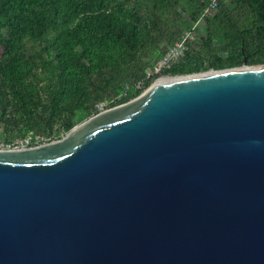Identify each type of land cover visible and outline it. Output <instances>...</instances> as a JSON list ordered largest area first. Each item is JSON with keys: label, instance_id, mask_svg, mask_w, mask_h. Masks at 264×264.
I'll return each instance as SVG.
<instances>
[{"label": "water", "instance_id": "95a60500", "mask_svg": "<svg viewBox=\"0 0 264 264\" xmlns=\"http://www.w3.org/2000/svg\"><path fill=\"white\" fill-rule=\"evenodd\" d=\"M214 71L0 150V264H264V64Z\"/></svg>", "mask_w": 264, "mask_h": 264}, {"label": "trees", "instance_id": "16d2710c", "mask_svg": "<svg viewBox=\"0 0 264 264\" xmlns=\"http://www.w3.org/2000/svg\"><path fill=\"white\" fill-rule=\"evenodd\" d=\"M141 1L148 16L119 0H0L5 129L20 139L43 137L57 124L73 127L79 111L97 114L104 102L113 107L140 95L151 84L146 70L160 43L171 46L184 34L182 12L198 21L208 0ZM230 1L205 18L208 67L264 64V0H232L233 8ZM215 39L219 44L211 45ZM27 40L45 43L42 60L25 56Z\"/></svg>", "mask_w": 264, "mask_h": 264}, {"label": "rangeland", "instance_id": "374dc122", "mask_svg": "<svg viewBox=\"0 0 264 264\" xmlns=\"http://www.w3.org/2000/svg\"><path fill=\"white\" fill-rule=\"evenodd\" d=\"M122 3H127L129 2V4L127 6H130V8H134L136 13L142 16H148L149 15V6L146 5L145 3H143L141 0H119ZM229 5L231 8L234 7V3L231 0L229 2ZM181 21L183 23V28H184V34L191 32L192 38L189 40V43L187 45V50H185L184 54L181 55V57L179 59H176L173 64L172 67L165 70L164 72H161L160 74H156L155 76H152V78H150L151 80V84L146 87L145 89L142 90L141 94L145 93L147 90H149L153 84L160 78L162 77H173V76H187V75H195V74H204V73H208L213 71L214 69L209 68V62L207 59V52L209 50V44H208V32H207V24L206 21H202L201 24L199 26H195L196 22H193L192 20H190L188 13L187 12H182V18ZM219 42L215 39L211 45H218ZM198 46L201 45V49L204 50L202 53H200L198 55V53L192 48H194V46ZM45 46V43L43 41L41 42H35V41H26L25 44V48H24V54L26 57L28 58H32L35 59L37 61L42 60L43 58V48ZM172 45H167V43L165 41H162L160 43L159 49L157 50L155 56L153 57V61L152 64L147 68L146 70V74L148 70L153 69V67L161 60V58L171 49ZM2 54V51L0 49V56ZM223 56H226V54H224ZM258 65V64H257ZM249 66H255V65H249ZM180 68L185 70V72L183 74H178V75H174L172 73H168V70H171L173 68ZM241 67H237V68H242ZM190 69H192L193 72H188L190 71ZM140 95H138L137 97L125 102L128 103L136 98H138ZM125 103L116 105V106H109L107 105L108 102H104V107L106 110L112 109L114 107L123 105ZM98 114V113H97ZM96 114L94 112L92 113H87L85 111H79L76 115V117L74 118V125L71 128H66V127H62L59 124H57L56 128L54 131H50L49 133H47L45 136L42 137V143L46 144V143H50V142H54V141H58L63 139L64 137L67 136V134L76 126L81 125L82 123H84L85 121L89 120L90 118L94 117ZM29 138V137H28ZM26 139V138H24ZM23 140L22 138H16L12 135V133L9 130L5 129V124L3 123V119L0 117V147L1 148H13L15 146H17V142Z\"/></svg>", "mask_w": 264, "mask_h": 264}, {"label": "built area", "instance_id": "2783aa9c", "mask_svg": "<svg viewBox=\"0 0 264 264\" xmlns=\"http://www.w3.org/2000/svg\"><path fill=\"white\" fill-rule=\"evenodd\" d=\"M222 1L224 0H208L207 5L202 15L196 22L195 26L196 27L199 26L201 22L204 21L207 16L215 15V13L220 8ZM191 38H192L191 32L183 34L180 40H178L172 45L171 49L161 58V60L153 67V69L147 71L145 80H148L152 78V76H155L156 74H160L161 72H164L165 70L171 68L173 62L176 59H179L181 55L184 54L185 50H187V45ZM143 83L144 82H140L136 87L138 89L142 88ZM97 109H98V113L106 110L104 107V104L98 105ZM42 142H43L42 137L40 136L29 137L21 141H18L17 146L13 148H1L0 147V150L32 148V147L40 146Z\"/></svg>", "mask_w": 264, "mask_h": 264}, {"label": "bare ground", "instance_id": "6f19581e", "mask_svg": "<svg viewBox=\"0 0 264 264\" xmlns=\"http://www.w3.org/2000/svg\"><path fill=\"white\" fill-rule=\"evenodd\" d=\"M234 70V69H233ZM212 73H217L216 71H211V72H208V73H204V74H201V75H207V74H212ZM199 74H195V75H187V76H173V77H162L160 79H158L154 84L153 86L151 87L152 89H156L158 87H162V86H165V85H169L171 83H174V82H178V81H182V80H186V79H190V78H193V77H197Z\"/></svg>", "mask_w": 264, "mask_h": 264}]
</instances>
